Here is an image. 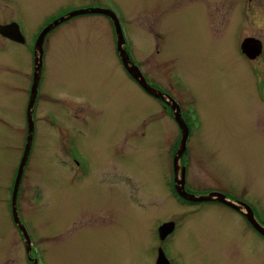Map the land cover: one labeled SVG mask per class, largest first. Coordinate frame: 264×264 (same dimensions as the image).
<instances>
[{"label": "rangeland", "instance_id": "obj_1", "mask_svg": "<svg viewBox=\"0 0 264 264\" xmlns=\"http://www.w3.org/2000/svg\"><path fill=\"white\" fill-rule=\"evenodd\" d=\"M172 2L63 0L61 5L67 14L87 8L113 11L126 49L139 68L145 70L147 62L160 76L174 75L183 92V108L199 126L198 138H189L186 144L190 174L197 185L187 189L189 194L204 196L215 189L264 211V140L257 138L264 132V119L259 117L264 103L251 93L259 89L263 94L264 80L248 77L239 56L228 55L223 65L214 51L208 60H194L198 41L216 43L194 27L191 4L162 10V4ZM25 5L30 6L29 13ZM42 5V0H16V17L30 26L28 40L33 28L41 25L46 7ZM161 10L172 20L166 21ZM92 14L63 21L45 39V70L33 113L39 134L34 137L16 201L30 239V256L37 264H155L161 248L172 264H220L223 256L211 252L207 222L238 214L217 204L186 207L171 197L170 157L178 128L127 78L115 54L117 44L109 21ZM152 31H160L162 41ZM253 31L264 45L263 9L259 31L246 28V34ZM26 46L7 49L1 57L4 67L0 65V264H30L8 211L26 142L31 92H6L8 83H22L16 73L28 70ZM206 49L202 43L201 50ZM152 105L153 113L148 108ZM51 109L60 121L69 120L66 111L77 113L72 124L86 137L84 155L93 169L102 174L114 160L126 172L122 175L131 177V184L122 177L113 187L94 178L84 186L76 177L70 180L47 144L51 136L42 119ZM256 120L260 129L254 132ZM113 124L116 134L111 140ZM168 221L181 225L161 245L157 230ZM229 253L228 264H246L241 249Z\"/></svg>", "mask_w": 264, "mask_h": 264}, {"label": "flooded vegetation", "instance_id": "obj_2", "mask_svg": "<svg viewBox=\"0 0 264 264\" xmlns=\"http://www.w3.org/2000/svg\"><path fill=\"white\" fill-rule=\"evenodd\" d=\"M57 2L56 4H53ZM63 1V0H62ZM61 0H42L43 5L46 6L42 11V19L41 25L39 29L36 30L33 28V33L30 39L28 40L27 35L30 30L29 24L21 23L16 17V0H0V65L4 67V61L1 60L3 54L7 51V49L11 48L13 45H23L27 47V51L30 54V61L27 64L28 70L25 72L23 70V74L16 73V76H22V83L20 84H10L8 81L7 85L9 86L6 93H13L14 90L16 92H25L30 93L32 88V82L34 75L36 74L37 68V58L41 56L40 62V73H39V81L37 85V92L40 90V84L43 81V72L45 70V57H46V36L55 31L58 27H60L63 23L56 24L53 28L45 35L41 52L37 51L35 48V44L37 38L41 31L51 24L53 21L58 20L59 18L65 16L66 12H63V6ZM189 3L192 5L191 15L195 18L194 27L203 30L205 37L213 40L216 45L212 46L206 40L201 42L198 41L196 46V54L193 56L194 60H208L209 55L212 51L216 54L217 61L223 65L228 55H231V59L234 56H239L243 59L242 67L246 64L247 66V76L250 75L259 77L261 81L264 80V45L260 41L259 36L253 31V33L246 34V28H252L259 31L261 26V12L264 10V0H173L171 5L164 6L162 4V10H166V8H183L185 3ZM48 3V5H47ZM60 3V4H59ZM161 4V3H160ZM56 7L54 8V6ZM91 7V6H88ZM30 6L25 5L24 10L29 13ZM161 12L164 14V19L169 22L172 20L169 13L164 11ZM93 15V14H92ZM102 15V14H99ZM104 16V15H102ZM110 23V26L113 29L115 43H116V33L115 28L112 23V20L109 17L104 16ZM251 22V23H249ZM157 41H162V34L160 31H152ZM202 33V32H201ZM200 33V34H201ZM123 34V33H122ZM124 38V36H123ZM250 39L254 41H258L260 45V52L255 58H250L244 51L242 50V44L245 40ZM125 41V40H124ZM255 42V44H257ZM202 43L206 44L207 49L201 50ZM124 49L129 56L132 64L138 67L142 76L146 80L148 86L157 91V96H154L148 93L145 89L141 88L137 81H135L132 76L127 72L125 66L123 65L119 53L117 51V47L115 46V54L119 61L121 68L126 74L127 78L135 83V85L151 100L159 105L162 108L163 116H167L171 119L176 127L178 128V134L176 135L175 145L172 150V154L170 157V168L172 172V183L171 186V197L181 205L186 207H194L201 204H217L227 209L232 210L237 213L238 216L234 217H217L210 218L214 220H209L207 222V234L209 237V244L211 248V252L214 255L220 253L223 256V260L220 264H228L231 261L232 257L230 255V250H242L243 256L242 260L246 264H264V234L260 231L263 229L264 231V211L259 210L260 208L254 205H251L243 200H235L228 198L225 194L220 193L217 190H211L210 193H220L224 195L229 201L234 202L236 204L243 203L245 204L252 212V217H247L240 213L238 210L230 208L218 201H203V202H192L186 199H183L178 195L175 189V174L173 168V157L177 150V146L182 139V135L184 133L183 129L179 125V123L175 120L173 109L175 107L179 110L180 116L186 127L185 131V150L182 153L179 161L180 172H183L184 176V188L187 191L188 188L197 186L195 183V177L190 174V164L187 156L186 144L189 138L197 139V129L198 122L194 125V119L189 116V113L183 108L182 105V96L183 92H180L177 88V80L174 75L170 76L169 73H160L157 74L152 64L144 63V69L141 70L139 65L133 60L130 56L129 52L126 49V45L124 44ZM3 62V63H2ZM14 76H9V78H13ZM16 78V77H15ZM260 81V84H261ZM253 94L252 98H261L259 102L264 103V93L261 94L260 90L255 89L251 92ZM28 103V101H27ZM72 105V103H70ZM264 105V104H263ZM73 107V105L71 106ZM148 107L150 112L151 108ZM35 108V104H34ZM48 112L44 119H42L43 125H45V131L51 136L50 140H47V144L52 146L53 149L50 153L56 157L61 159V169L63 172L70 176L72 180L74 177L80 181V183L84 185H88L91 178L97 179L98 182L107 184L109 187H113L117 185L118 178H123L126 184H131V177L123 172L122 168H117L116 164L113 161L110 162V165L107 169H105L102 174H99L95 169H93V165L88 160V158L84 155V143L86 137L83 134L81 136V131L79 127H75L72 122H75L77 119V113L72 114L69 110V113L66 111V115H68L69 120H61L56 112L53 111ZM196 111V110H195ZM34 113V110H33ZM153 113V112H151ZM73 115V119L70 118L69 115ZM196 117V115L194 114ZM263 117L264 113L259 116ZM199 118V115L198 117ZM156 120L157 118H153ZM258 120V119H257ZM257 120L254 122L253 129L254 132L260 129L257 126ZM83 121V119L79 120V123ZM34 122V118H33ZM81 125L83 123H80ZM39 134V129L34 123V131L32 136L31 147L34 143V137ZM115 125L113 124L111 127V140L114 138ZM264 140V132H259V137ZM31 150V149H30ZM115 151V150H114ZM116 153V152H115ZM122 180V181H123ZM189 193V192H188ZM191 194V193H190ZM207 194V195H208ZM8 211L10 214V218L14 227H16L13 216H12V208L11 203L9 204ZM253 221V222H252ZM172 223L173 228L172 231L165 237V239L160 240V236L157 230V237L163 245L166 240L173 236L178 227H180V223H174L172 221L164 222L162 225ZM160 225V227L162 226ZM17 228V227H16ZM18 229V228H17ZM159 229V228H158ZM20 232V231H19ZM21 234V233H20ZM159 253L164 255L167 264H172L164 254L161 248H158L157 256ZM31 257V256H30ZM32 258V257H31ZM29 261V260H28ZM31 264V262L29 261ZM156 263V261H155ZM244 264V263H242Z\"/></svg>", "mask_w": 264, "mask_h": 264}, {"label": "water", "instance_id": "obj_3", "mask_svg": "<svg viewBox=\"0 0 264 264\" xmlns=\"http://www.w3.org/2000/svg\"><path fill=\"white\" fill-rule=\"evenodd\" d=\"M92 13L102 14L106 17H109L112 20V23H113L114 28H115V33H116L117 51L119 53V57H120L123 65L125 66L127 72L132 76V78L135 81H137V83L139 84V86L141 88L145 89L148 93H150L154 96H157V91H155L154 89H152L150 86L147 85L146 80L142 76L138 67L135 66L134 64H132V62L130 61L129 56L124 49V39L122 36V32L120 29L118 19H117L116 15L108 9H101V8L81 9V10L72 11V12L68 13L67 15L59 18L58 20L49 24L47 27H45L41 31V33L39 34V36L37 38L36 44H35L36 52L37 51L41 52V46H42L44 36L53 28V26H55L56 24H59L60 22L65 21L71 17L77 16V15H86V14H92ZM255 42L256 41H254V40L247 39L243 42V44L241 46L242 50L244 51V54H246L250 58H255L260 52L259 42L257 41L256 42L257 44H255ZM40 62H41V56L37 58L36 74L34 75V78H33V86H32L31 94L29 97L28 105H27L26 142H25L24 151H23L21 160L19 162V167H18L16 176H15L12 194H11V208H12L13 220H14L16 227L20 231L21 236L23 237L26 255L28 257V260L32 264H37V260L35 258L30 257L31 243H30V239H29V236H28L26 229L24 228V226L20 222L18 211H17L16 201H17V194H18V188L20 185V181H21L23 171H24V168L26 166V163H27V160L29 157V153H30V149H31V142H32V136H33V131H34L33 110H34V104H35V100H36V96H37V85H38L39 76H40L39 75V73H40ZM172 109H173V114H174L175 120L179 123V125L181 126L182 129L184 127V133L182 135V139H181L180 144H179V146H178V148L174 154V157H173V168H174V174H175L174 182H175V189H176V192L178 193V195L180 197H182L183 199H186V200L192 201V202H203V201L215 200V201H218V202H220V203H222V204H224L230 208L238 210L240 213H242L243 215H245L247 217H252L251 210L245 204H243V203L236 204L234 202H231L224 195H222L220 193H210V194L204 195V196H195V195H192V194H189L186 192V190L184 188L183 172H181L179 174V172H180L179 161H180V157H181L182 153L185 150L186 127L184 126V123H183L182 118L180 116L179 110L175 107H172ZM172 228H173L172 223H167V224H164L161 227H159L158 233H159L160 238H163L165 235L169 234L172 231ZM260 231L264 234L263 229H261ZM155 264H167V261L165 260L164 255L162 253L158 254Z\"/></svg>", "mask_w": 264, "mask_h": 264}]
</instances>
